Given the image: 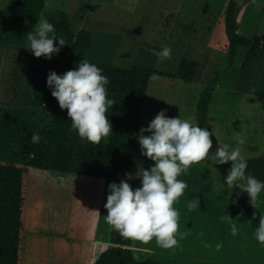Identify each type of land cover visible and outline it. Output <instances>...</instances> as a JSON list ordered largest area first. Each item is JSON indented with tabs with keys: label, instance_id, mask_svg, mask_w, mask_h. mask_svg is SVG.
<instances>
[{
	"label": "rangeland",
	"instance_id": "374dc122",
	"mask_svg": "<svg viewBox=\"0 0 264 264\" xmlns=\"http://www.w3.org/2000/svg\"><path fill=\"white\" fill-rule=\"evenodd\" d=\"M20 0H0V160L25 163L27 137L49 117L32 102V68L52 30L43 14L27 45L8 39ZM228 0H47L91 34L85 58L173 73L198 62L191 83L150 75L141 103L140 142L125 200L139 248L170 264H264V189L226 167L228 156L264 154V52L235 62L213 91L209 143L197 126L198 97L225 64ZM238 32L264 35V0H238ZM218 146V148L216 147ZM24 264H87L107 244L111 183L29 169Z\"/></svg>",
	"mask_w": 264,
	"mask_h": 264
},
{
	"label": "trees",
	"instance_id": "16d2710c",
	"mask_svg": "<svg viewBox=\"0 0 264 264\" xmlns=\"http://www.w3.org/2000/svg\"><path fill=\"white\" fill-rule=\"evenodd\" d=\"M47 0H20L8 39L27 45L38 18L44 15L52 35L32 68V102L48 114L49 123L26 138L25 163L0 160V264H24L29 169L105 179L111 183L110 229L106 246L87 264H170L173 259L141 250L125 194L140 142L141 103L151 74L191 83L198 62L182 58L173 73L120 67L85 58L91 34L76 29L65 10L47 9ZM238 0H228L223 21L227 38L224 66L200 93L195 110L205 139L216 143L207 109L219 80L234 64L239 46L247 49L243 65L264 52V35L238 32ZM144 100V101H145ZM144 103V102H143ZM229 171L251 186L264 189V154L239 158L218 149Z\"/></svg>",
	"mask_w": 264,
	"mask_h": 264
},
{
	"label": "water",
	"instance_id": "95a60500",
	"mask_svg": "<svg viewBox=\"0 0 264 264\" xmlns=\"http://www.w3.org/2000/svg\"><path fill=\"white\" fill-rule=\"evenodd\" d=\"M216 147L218 148V146L216 145Z\"/></svg>",
	"mask_w": 264,
	"mask_h": 264
}]
</instances>
